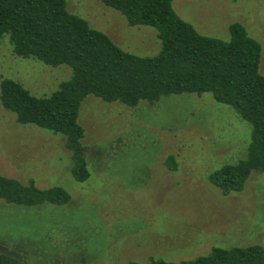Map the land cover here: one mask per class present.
I'll list each match as a JSON object with an SVG mask.
<instances>
[{
    "label": "rangeland",
    "instance_id": "rangeland-1",
    "mask_svg": "<svg viewBox=\"0 0 264 264\" xmlns=\"http://www.w3.org/2000/svg\"><path fill=\"white\" fill-rule=\"evenodd\" d=\"M66 8L121 49L155 56V29L128 26L101 0H65ZM198 33L229 39L241 23L260 42L264 76V0H174ZM0 40V81L13 79L38 97L70 79L66 66L16 57ZM89 178L77 182L64 139L19 125L0 103V175L40 189L61 187L62 206L16 207L0 201V252L22 264H148L207 255L213 247H264V172L223 195L208 175L245 158L252 126L210 94L163 97L133 108L87 96L79 111ZM173 156L177 169L165 162Z\"/></svg>",
    "mask_w": 264,
    "mask_h": 264
},
{
    "label": "trees",
    "instance_id": "trees-1",
    "mask_svg": "<svg viewBox=\"0 0 264 264\" xmlns=\"http://www.w3.org/2000/svg\"><path fill=\"white\" fill-rule=\"evenodd\" d=\"M125 17L128 26L155 29L160 50L155 56L128 53L105 33L66 8L65 0H0V40L9 39L16 57L49 67L66 66L70 79L49 96L38 97L13 79L0 81V103L19 125H34L64 139L71 153L75 181L89 178L79 111L87 96L129 108L155 104L163 97L210 94L252 126L245 158L208 175L223 195L243 190L253 172H264V76L262 46L238 22L229 39L198 33L173 9L174 0H101ZM166 167L177 169L173 156ZM71 196L61 187L38 188L0 175V201L16 207L62 206ZM0 264H22L0 252ZM127 264H141L131 261ZM148 264H264V247H213L205 256L180 262L162 258Z\"/></svg>",
    "mask_w": 264,
    "mask_h": 264
}]
</instances>
